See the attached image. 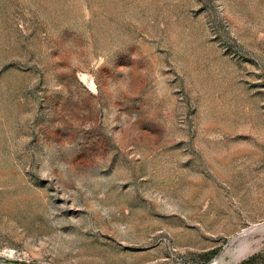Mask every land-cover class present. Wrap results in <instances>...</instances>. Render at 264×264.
I'll return each instance as SVG.
<instances>
[{"label":"rangeland","instance_id":"1","mask_svg":"<svg viewBox=\"0 0 264 264\" xmlns=\"http://www.w3.org/2000/svg\"><path fill=\"white\" fill-rule=\"evenodd\" d=\"M0 264H264V0H0Z\"/></svg>","mask_w":264,"mask_h":264},{"label":"bare ground","instance_id":"2","mask_svg":"<svg viewBox=\"0 0 264 264\" xmlns=\"http://www.w3.org/2000/svg\"><path fill=\"white\" fill-rule=\"evenodd\" d=\"M251 232H252V231H251ZM251 232H250V233H251ZM246 233H247V232H246ZM256 233H257V232H256ZM256 233H255V234H256ZM244 234H245V233H244ZM253 234H254V233H253ZM243 236H244V235H243ZM235 239H236V238H235ZM250 244H251V243H250ZM243 249H244V248H243ZM250 249H251V248H250ZM248 252H249V250H248ZM246 253H247V252H246Z\"/></svg>","mask_w":264,"mask_h":264}]
</instances>
